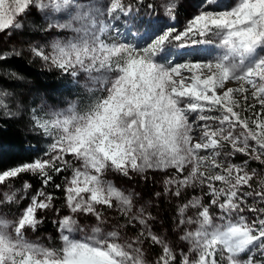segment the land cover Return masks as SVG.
Segmentation results:
<instances>
[{
	"label": "snow or ice",
	"instance_id": "1",
	"mask_svg": "<svg viewBox=\"0 0 264 264\" xmlns=\"http://www.w3.org/2000/svg\"><path fill=\"white\" fill-rule=\"evenodd\" d=\"M143 5L0 0V33L23 30L35 9L44 20L41 31L50 35L29 46L31 56L87 93L83 108L70 101L57 110L42 100L43 115L29 110L31 131L51 142L31 161L0 168V187L8 189L0 192V207L32 190L27 180L13 188L17 178L34 176L43 187L15 219L0 215V264H264V176L248 167L249 159L264 165V0H198L182 29L175 24L181 0H161L158 18H141ZM117 21L126 28L139 21L143 32H128L138 41L129 42ZM21 55L14 48L0 53V61ZM10 96L0 91V119L20 115L19 106L13 111L7 103ZM237 154L249 159L235 163ZM69 169L62 189L68 213L57 222L60 246L27 239L43 223L40 213L55 208L44 187L53 173ZM108 172L145 181L149 172L164 173L156 198L200 189L203 195L177 208L187 251L177 253L157 235L155 217L136 206L138 194L118 188ZM107 209L118 214L115 223ZM146 242L161 250L153 261L146 259Z\"/></svg>",
	"mask_w": 264,
	"mask_h": 264
},
{
	"label": "trees",
	"instance_id": "2",
	"mask_svg": "<svg viewBox=\"0 0 264 264\" xmlns=\"http://www.w3.org/2000/svg\"><path fill=\"white\" fill-rule=\"evenodd\" d=\"M148 3L153 4V9L146 7ZM148 13H155L153 18L160 16L156 0H145V5L141 6L140 17L146 19ZM182 14H184L183 9L177 15L176 21L179 23L181 19L180 15ZM129 25L132 32L141 33L144 30L135 21ZM43 26L44 21L42 17L35 9H32L25 22L24 29L12 33L14 44L8 45L6 41L8 35L0 33V53H10L14 48L20 50L22 53L20 57L11 56L4 61H0V91H9L11 96L7 98V103L13 111L17 109V106H19L20 110V115L15 119H0V145L4 146V150L0 151V168H7L17 163L31 161L36 155L41 154L47 149L49 139L31 131L30 109L36 108L38 111L42 100L45 103H60L82 95L81 89L73 83L71 77L61 75L55 69L49 70L42 65L39 59L33 58L25 50L26 47L28 48V46L36 42H45L44 37L48 33L41 31ZM11 72L17 73L22 79L9 78L6 73ZM9 146H13L15 150L9 151ZM74 166H77V164ZM248 166L250 170L256 169V171H259L264 165L252 161ZM52 175L53 180L47 187H44V191L54 196L55 208L40 213L43 223L35 232L29 230L27 235L31 234L32 239H38L48 247L58 248L60 241L57 222L61 216L68 213V209L64 207L62 191L65 183L64 177L70 176L71 171L69 169L59 175L54 173ZM148 177L147 181H150L152 185L158 183L161 179L159 172H152ZM255 179L253 181L254 184H256ZM24 180L32 184V190L27 193V198L16 204L2 206L3 210L10 216L13 214L16 216L20 215L29 203L33 192L43 187L39 179L34 176L25 175L12 181L13 188H20ZM56 184H60L61 189L58 190L55 187ZM7 190L0 187V192ZM193 194L197 195V192ZM207 200L208 197H205V202ZM56 210H59V215H57ZM244 215L248 216L249 219L253 218V214L247 211ZM152 249L153 251H157L155 246Z\"/></svg>",
	"mask_w": 264,
	"mask_h": 264
},
{
	"label": "rangeland",
	"instance_id": "3",
	"mask_svg": "<svg viewBox=\"0 0 264 264\" xmlns=\"http://www.w3.org/2000/svg\"><path fill=\"white\" fill-rule=\"evenodd\" d=\"M157 1V7L159 9V14H163V8H161L159 5L161 3V0ZM100 4H105L107 0H97ZM198 3V0H181L182 9L184 10V14L180 15V23L175 21V24L178 28L181 29L189 19L191 15L194 14L195 11V4ZM40 14V13H39ZM41 16V14H40ZM42 17V16H41ZM123 20V18H122ZM44 21V20H43ZM135 23H139V21H135ZM117 25L120 26L121 31L124 32L127 35V38L129 42H136L138 41L139 37H133L131 35H128V32L131 31V26L128 25L126 28L125 25L121 21L116 22ZM143 31H141L142 33ZM133 33V32H132ZM50 34L44 37V41L48 38ZM8 45H12L13 43V36L8 35V38L6 39ZM35 44H43L42 42H36ZM25 50L31 55L29 52V46L26 47ZM216 50L209 49V54H213ZM84 83L83 78H80V84L82 85ZM229 86L235 87L236 85L230 84ZM81 89L82 95L76 96L73 98H70L66 101L60 102V103H45V107L51 106L54 109H63L68 106V103L70 101H79L81 108H83L86 104L85 97L87 96V93L83 89V87H79ZM38 114L43 115L44 114V108L40 106L39 110L37 111ZM191 119V118H190ZM49 139V143L51 142V138L47 137ZM227 151V149H225ZM245 159H249L248 157L243 156L242 154H237L234 158L235 163H241ZM256 160L249 159V163ZM259 162V161H256ZM77 166H79L77 164ZM249 167V166H248ZM152 172L147 173V175L151 174ZM161 175V179L158 183L151 184L150 181L145 182V180L140 179L139 177H134L133 179H128L123 176H120L119 174L108 172L106 174V179L111 180L118 188H121L125 191H134L137 193L136 197V206L139 207L140 205H145L147 207V210L151 212L152 216L155 217V219L151 222L152 224V230L162 237H164L169 244L174 248V250L179 253L181 250L187 251V244L185 241H182L180 239V235L182 234V230H178L176 227V217H177V208L180 204L186 203L188 200L192 198V196H199L203 195L200 189H187L184 191L181 195V197L177 198L174 196L171 197H165L161 196L159 198L155 197L156 192L162 191L163 188V179L165 174L162 172H159ZM257 173L260 176H264V166L261 170L257 171ZM256 180V179H255ZM257 182V181H256ZM219 183V182H217ZM197 192V195H194L193 193ZM24 200V199H23ZM20 200V201H23ZM192 209H189L188 215L193 214ZM212 211L218 212V209L213 208ZM0 215H6L9 219H15L17 216L15 214L8 215L5 210H3L2 207H0ZM105 215L108 217H111L113 215L114 218L112 220V223H115L116 219H119L118 214L115 212L114 209H107L105 211ZM19 216V215H18ZM80 222L82 224H88L91 225L93 223L91 218L88 217H80ZM171 224V225H170ZM136 229H127V234L129 236L135 235ZM31 234L27 235V239L35 242H40L38 239H32ZM76 238H82L81 234L77 232L75 234ZM157 251H153V246H150L148 242L145 243L144 248L146 250V259L149 261H153L155 258L158 257L160 254V248L158 246H155Z\"/></svg>",
	"mask_w": 264,
	"mask_h": 264
}]
</instances>
